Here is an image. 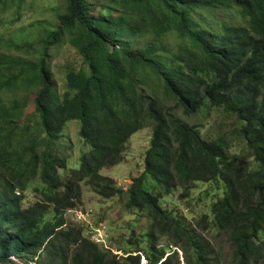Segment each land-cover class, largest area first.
Here are the masks:
<instances>
[{"label": "trees", "instance_id": "trees-1", "mask_svg": "<svg viewBox=\"0 0 264 264\" xmlns=\"http://www.w3.org/2000/svg\"><path fill=\"white\" fill-rule=\"evenodd\" d=\"M58 18L37 46L0 33V264H141L142 251L114 255L67 225L83 181L146 210L145 264H181L177 249L157 246L163 237L186 264H223L205 231L227 236L232 255L224 264H264V0H66ZM65 40L84 65L70 66L61 94L50 49ZM206 104L236 118L233 134L252 160L233 155L235 136L205 137L184 119ZM72 120L89 149L63 175L60 137ZM146 126L153 134L145 170L123 192L100 170ZM213 181L224 194L195 223L162 204L179 187ZM31 185L42 200L24 208Z\"/></svg>", "mask_w": 264, "mask_h": 264}, {"label": "rangeland", "instance_id": "rangeland-1", "mask_svg": "<svg viewBox=\"0 0 264 264\" xmlns=\"http://www.w3.org/2000/svg\"><path fill=\"white\" fill-rule=\"evenodd\" d=\"M7 11L0 9V33H7L9 40L18 42L28 41L37 46L44 39L48 31L57 28L58 15L64 11L66 0H7ZM99 13V9H92ZM14 53H18L13 49ZM51 70L54 80L57 82L58 91L63 94L67 87V73L70 66L80 68L84 65L83 56L68 41L54 45L50 49ZM35 95L28 100L25 113L34 111ZM183 116V115H182ZM190 123L197 125L205 137H216L222 132L235 137L230 141L234 156L241 155L243 160L250 158L243 149V140L238 134H233L237 129L236 118L225 112L222 108L210 107L208 104L198 112L183 116ZM81 122L72 120L68 122L60 137L59 152L67 158V167L61 168L63 175H67L71 168L79 167L81 156L88 151L85 138L80 133ZM153 128L146 126L132 134L125 143L120 159L113 165L104 166L100 173L114 179L116 185L126 192L133 179L145 170L146 152L150 146ZM82 199L70 212L65 213L67 225L81 228L88 237L92 229L101 227L106 230V244L100 246L111 250L114 255L125 256L128 251L143 252L141 264L147 263L144 252L149 249V218L146 210L139 208H127V198L122 195L103 197L96 193L86 181L82 184ZM40 187L31 185L22 194V207L27 208L42 200ZM225 187L220 181L197 182L189 190L179 187L172 194L165 195L162 204L175 214L184 215L187 222L195 223L203 213L210 214L211 204L224 194ZM55 213L51 209L45 220H52ZM203 235L211 241L214 256L230 262L232 255L231 245L226 235H218L214 231H205ZM170 245L179 251L181 264H186L185 253L173 245L172 240L163 237L157 242L158 247ZM139 250V251H138ZM167 256V254H165ZM173 264H178L175 261Z\"/></svg>", "mask_w": 264, "mask_h": 264}, {"label": "built area", "instance_id": "built-area-1", "mask_svg": "<svg viewBox=\"0 0 264 264\" xmlns=\"http://www.w3.org/2000/svg\"><path fill=\"white\" fill-rule=\"evenodd\" d=\"M88 238L91 242L102 246V244H106L107 241V234L106 230H103L100 226L92 229L89 233Z\"/></svg>", "mask_w": 264, "mask_h": 264}]
</instances>
